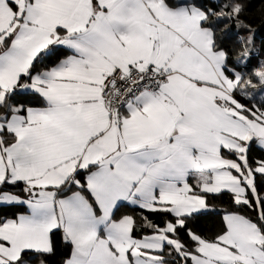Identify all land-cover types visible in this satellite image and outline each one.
Segmentation results:
<instances>
[{"label":"snow or ice","instance_id":"snow-or-ice-1","mask_svg":"<svg viewBox=\"0 0 264 264\" xmlns=\"http://www.w3.org/2000/svg\"><path fill=\"white\" fill-rule=\"evenodd\" d=\"M246 7L0 0V264H264Z\"/></svg>","mask_w":264,"mask_h":264},{"label":"trees","instance_id":"trees-1","mask_svg":"<svg viewBox=\"0 0 264 264\" xmlns=\"http://www.w3.org/2000/svg\"><path fill=\"white\" fill-rule=\"evenodd\" d=\"M242 19L245 23L251 25V28L256 33V48L260 49L264 47V0H247L246 12L243 15ZM230 49L233 47H239L233 43H229L227 45ZM251 157L253 159L264 158V152L259 150H253L251 153ZM217 204H222V206L227 207L229 201L225 199L223 202L216 201ZM122 214H131L139 218V210L136 212H131L129 209L125 208L122 210ZM145 215H149L148 213H144ZM150 219L157 223L162 222V218L155 214L150 215ZM192 227L202 235H205L209 238L214 236L218 231H220L222 224L221 218L219 216H205L199 219L198 221L193 222ZM62 252V249H61ZM59 259V255L54 258L53 264L55 261Z\"/></svg>","mask_w":264,"mask_h":264}]
</instances>
